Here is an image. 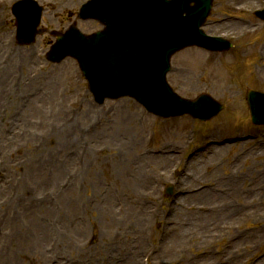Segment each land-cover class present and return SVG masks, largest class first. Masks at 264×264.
<instances>
[{
  "label": "rangeland",
  "instance_id": "obj_1",
  "mask_svg": "<svg viewBox=\"0 0 264 264\" xmlns=\"http://www.w3.org/2000/svg\"><path fill=\"white\" fill-rule=\"evenodd\" d=\"M14 1L0 6V264H142L145 254H151L150 264H213L208 258L220 260L232 231L220 232L224 242L212 230L207 237L193 232L178 237L176 247L161 235L171 240L178 230L162 232L151 215L159 209L157 221L171 216L170 205L182 197L183 178L179 184L177 178L185 170L200 178L216 175L232 203L222 181L239 182L235 240L241 248L234 260L264 264V126L252 123L247 103L249 89L264 92V22L255 16L264 0H242L239 11L228 0H214L205 31L230 38L234 47L227 52L189 47L172 57L167 80L178 95L194 99L207 93L225 106L204 122L190 115L147 118L145 108L129 97L98 105L75 59L47 58L56 41L51 32L72 24L86 34L102 29L95 20L79 18L88 0L59 14L56 0H38L45 7V32L22 46L15 41ZM216 141L223 149L207 151ZM153 147L180 153L165 165L179 167L177 177L165 180L158 192L138 183L144 175L152 184L158 174L148 167L156 162L149 157ZM197 154L202 156L197 160L211 163L208 169ZM170 184L172 196L166 194ZM137 211L144 212L138 226ZM189 212L181 217L185 228L202 215L197 219ZM205 247L210 256H203Z\"/></svg>",
  "mask_w": 264,
  "mask_h": 264
},
{
  "label": "bare ground",
  "instance_id": "obj_2",
  "mask_svg": "<svg viewBox=\"0 0 264 264\" xmlns=\"http://www.w3.org/2000/svg\"><path fill=\"white\" fill-rule=\"evenodd\" d=\"M75 1L78 0H56L53 3L54 13L59 14L67 8H72L73 4L76 3ZM228 1H230L232 9L234 11L243 9L242 4L240 3L242 0ZM90 24H92V22H90ZM226 24L228 26L238 28L244 25L238 22H226ZM260 73L264 75V67H262ZM235 108L238 112H240V104H235ZM123 123H125L124 120ZM214 136L216 135L214 134ZM216 142L211 144V146L209 145L206 150L212 152H215L216 150L221 151L224 145H219L220 142ZM166 152L169 154L155 155L153 151H149V157L155 158L156 162L155 165L150 164L148 167H154L156 171H159L158 174L155 173V175L152 176V184H149V180L146 175V177H144L143 175L142 179L139 178L138 183H140L141 186H150V190H152L153 192H158L160 189V185L172 176V170L174 169L173 166H171L169 170H167L165 165H167L169 162H176V156L172 153V150H167ZM200 157L202 156L200 154H197L196 160ZM68 159L70 160V157H68ZM197 161L200 162V165L206 167L207 169L211 166V163L203 162L201 160ZM144 164L145 163H143L142 167L147 166ZM182 178V197L178 198L176 203L169 208L168 214L171 213V216L165 217V215L161 219L158 218L159 221H157V217H159V214L156 211L154 212V214H151L154 217V223L158 225L162 224V232L167 231L169 234L175 233L178 230L175 233L178 235L176 237L177 240L176 238L170 240L166 233H162L161 238L163 239V241H167L168 245L170 244L177 247L182 242L178 239V237L183 238L185 237V235L192 234L193 232H203V235L207 237L210 234V230H212L213 232H215L213 233V235L218 237L216 241L221 240L222 242H224L226 241V237L221 235L220 232L223 230L232 231V236L228 239V242L225 245L227 251H222L224 253L222 254L220 260L218 258L212 259L213 257L210 256L212 252L210 251V249H208V247L203 248L204 251L202 252V254L203 256H210L208 260H213V264H237V261L234 259L237 257L241 248L238 242L235 240L239 231V223L236 221L238 219L236 207L238 204L239 196H237L234 191L238 188L237 183L239 182L232 178L226 179V181H222L224 183V187L229 188L228 193L231 194L234 200V202L232 203V201H228L227 197L222 195L224 194V192L221 191L223 187L221 185V179H219L216 175H214V178L207 179L202 177V179L194 175V172H192L191 170H185L184 173L179 178H177V184H179V180L181 181ZM189 211H191L192 214L195 213L197 219L201 214L202 215L200 221L193 222L190 228H185L187 226L183 224V219L181 217H183V215L186 213H190ZM140 212L141 211H137V222L135 223L136 226L141 224V217L143 221L142 215L144 212ZM147 218L148 220L150 219L149 215L147 216ZM221 219L231 220L228 224L218 225V222ZM232 242L234 243V245H232Z\"/></svg>",
  "mask_w": 264,
  "mask_h": 264
},
{
  "label": "water",
  "instance_id": "obj_3",
  "mask_svg": "<svg viewBox=\"0 0 264 264\" xmlns=\"http://www.w3.org/2000/svg\"><path fill=\"white\" fill-rule=\"evenodd\" d=\"M158 6H154L153 4L145 3L143 5V14L138 16V19L141 20L143 17L144 23L146 22V27L143 29V38L146 39L145 41L149 44V48L146 47L145 50L141 51L140 58H135L133 63H127L129 59H131V56H134L135 53L129 49V48H116L117 47V41H110V35H112L113 31H116L118 28V22L116 14H113L116 16L106 14L108 12V9H99L102 11L105 15L101 16L99 14L91 13L92 15L99 16L102 19L105 20L107 23V29L104 33H97L92 41L88 42V45L86 46V50L93 51L94 47L99 46L100 44H97V37L99 39H103V44L105 47H100L99 51L106 52L109 51L107 48L110 47V52H108L110 62L109 67V74L110 78L112 80H106V79H98V85L105 91L102 93L101 96L105 95H121L123 93L129 92L133 93L135 95H138L133 90H123L119 91V89H125L126 87H111L114 81H119L120 79L124 78L126 72V69H129L132 74L133 72H137V69L134 70V67H139L140 65H143V69L147 66H149L150 71H156L159 70L160 76L165 77L166 69H169V60L171 55L176 52L177 50L191 45L198 43L200 40L205 41L206 36L203 34L202 30H200V26L203 24L206 16L208 15L211 7L212 0H175V2L170 6V10H172L173 18H170L167 20H162V17L164 16L162 13V10L160 8L161 5L165 3L164 0H156ZM191 1H195L197 4L195 7L190 8L187 6L188 3ZM144 2H150L149 0H144ZM152 2V1H151ZM108 7L110 8L111 5L109 4ZM184 14L186 13V17L180 16V21L177 13ZM159 15V16H158ZM106 18H109V20H113V22H109V20H106ZM25 20L21 19L20 24L21 27L25 24ZM37 24V23H36ZM179 24L181 25V28L179 30L175 29V26ZM77 34H80L77 29H73ZM34 32V34H36ZM164 36H169L170 39H166ZM149 38L153 39L154 41H151ZM149 40V42H148ZM118 43H121L120 41ZM107 47V48H106ZM122 60V61H121ZM161 79V78H160ZM96 82V80H94ZM90 82L93 83V79L90 77ZM150 81L144 82V86H149ZM111 88V89H110ZM136 90V87H133ZM111 94H107V93ZM141 97H143V100L146 103L149 102V98L145 97L144 94H141ZM174 102L179 103L181 102L180 97L178 95H174ZM182 103H185V101H182ZM188 103H186L187 105ZM221 106H218L216 110L213 112L217 113L220 110ZM153 108L157 109L153 106ZM190 109L195 110H201V105H198L197 103L192 104V106H189ZM188 108V109H189ZM209 117V115L207 116Z\"/></svg>",
  "mask_w": 264,
  "mask_h": 264
}]
</instances>
